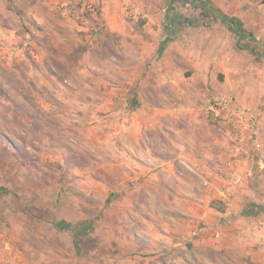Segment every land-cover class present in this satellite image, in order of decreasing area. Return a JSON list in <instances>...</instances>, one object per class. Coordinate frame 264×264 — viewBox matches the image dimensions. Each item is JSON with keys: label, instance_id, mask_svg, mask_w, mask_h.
<instances>
[{"label": "rangeland", "instance_id": "1", "mask_svg": "<svg viewBox=\"0 0 264 264\" xmlns=\"http://www.w3.org/2000/svg\"><path fill=\"white\" fill-rule=\"evenodd\" d=\"M258 206L264 0H0V264H264Z\"/></svg>", "mask_w": 264, "mask_h": 264}, {"label": "crops", "instance_id": "2", "mask_svg": "<svg viewBox=\"0 0 264 264\" xmlns=\"http://www.w3.org/2000/svg\"><path fill=\"white\" fill-rule=\"evenodd\" d=\"M236 177L240 179L243 175ZM252 206H255V204H252ZM257 210L249 212L248 208L243 207L234 212L236 213L234 215H238V221L235 225V230H233L232 237L241 244L248 246L252 253H254L253 250L255 248L264 250V208L258 206ZM228 213H226V216Z\"/></svg>", "mask_w": 264, "mask_h": 264}, {"label": "trees", "instance_id": "3", "mask_svg": "<svg viewBox=\"0 0 264 264\" xmlns=\"http://www.w3.org/2000/svg\"><path fill=\"white\" fill-rule=\"evenodd\" d=\"M203 3H204V2H202V6H203V8L206 9V10H208V11H210L211 8H210L208 5H206V4L204 5ZM235 30H238V29H235ZM222 210H223V209H222ZM222 210H220V211H222Z\"/></svg>", "mask_w": 264, "mask_h": 264}]
</instances>
